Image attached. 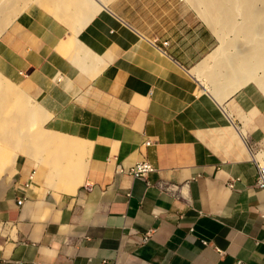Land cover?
<instances>
[{"label":"crops","instance_id":"1","mask_svg":"<svg viewBox=\"0 0 264 264\" xmlns=\"http://www.w3.org/2000/svg\"><path fill=\"white\" fill-rule=\"evenodd\" d=\"M107 2L79 30L40 11L0 33V98L43 114L20 148L0 119V264H264V95L185 0Z\"/></svg>","mask_w":264,"mask_h":264},{"label":"bare ground","instance_id":"2","mask_svg":"<svg viewBox=\"0 0 264 264\" xmlns=\"http://www.w3.org/2000/svg\"><path fill=\"white\" fill-rule=\"evenodd\" d=\"M108 1L110 2L111 0ZM185 1L192 7L193 10H196L198 16L207 23L211 30L220 39L221 44L218 49V56H220V61L222 62L225 69V75L221 73L220 76H226L227 74V76L231 77L233 81L239 85H247L248 83H252L264 95V0ZM107 3V0H0V33L5 30V28H7V26H9L12 22H15L14 20L22 14L25 13L28 15H33L40 11L54 16L61 22L69 25L74 30H79L84 27L91 17H94L93 15L99 9L107 6ZM80 53H82V51ZM219 65V67H221V64ZM212 66H215V63L212 64ZM217 66H215V68ZM208 68L211 71V67ZM208 68L206 67L205 69L206 73H208V71H206ZM212 71L209 73L213 74ZM220 72L221 70L219 73ZM204 75L206 74L204 73ZM216 75H218V73ZM214 76H212V78ZM202 85L204 84L202 83ZM1 87L2 91L7 96L6 98L4 96L0 99L2 100V103H6L5 105L10 108H8L9 110L6 114H8V112L9 114L12 112L10 107L11 105L13 106L12 108L16 110V117L14 116L15 118L13 117L14 120H12L13 118H10L13 115H11L9 121L8 118H6L7 121L2 119L3 115L5 114L3 112H1L3 115L0 113L2 115L0 119L3 120L6 125V130L4 129L5 131H3V139L10 137L8 134H11L13 125L15 127L17 126V130L15 128L16 132H12V136H16L15 141L11 140V142H8V139H6L10 144H8L6 141L4 143L11 145L12 142H15L17 146L14 147L18 148L26 146L28 142L29 144H32L35 139V135L40 133L39 128L43 122V114L41 109L35 105L32 108H28L27 101L18 90L19 88H11L9 84L5 83H2ZM9 94H14L17 97L16 100H13L12 102ZM26 112H30L32 114V119L30 115L26 116ZM16 119L17 124H11V129L9 127L10 121H13L14 123ZM15 143L13 144L15 145Z\"/></svg>","mask_w":264,"mask_h":264},{"label":"built area","instance_id":"3","mask_svg":"<svg viewBox=\"0 0 264 264\" xmlns=\"http://www.w3.org/2000/svg\"><path fill=\"white\" fill-rule=\"evenodd\" d=\"M251 160L256 166L258 173L256 175V184L259 188L264 189V161L258 157L259 151L258 148L250 147ZM120 173H125L133 178H144L149 172L153 171L152 165L147 161H141L129 168H118ZM233 180L229 182L228 187H233ZM148 235V234H147ZM147 239V236L144 237Z\"/></svg>","mask_w":264,"mask_h":264},{"label":"rangeland","instance_id":"4","mask_svg":"<svg viewBox=\"0 0 264 264\" xmlns=\"http://www.w3.org/2000/svg\"><path fill=\"white\" fill-rule=\"evenodd\" d=\"M194 11H195V14H196V10L194 9ZM25 15H28V14H22L21 16H19V17H22V16H25ZM197 16H198V14H196ZM199 17V16H198ZM200 18V17H199ZM202 20V19H201ZM203 21V20H202ZM204 22V21H203ZM205 23V22H204ZM206 24V23H205ZM207 25V24H206ZM217 38V37H216ZM219 44V41H218V38H217V45ZM36 106V105H35Z\"/></svg>","mask_w":264,"mask_h":264}]
</instances>
